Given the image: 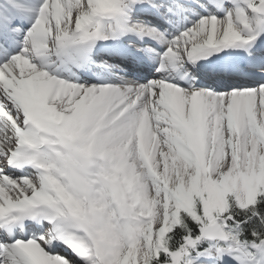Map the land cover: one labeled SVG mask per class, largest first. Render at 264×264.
<instances>
[{"label":"snow or ice","instance_id":"1","mask_svg":"<svg viewBox=\"0 0 264 264\" xmlns=\"http://www.w3.org/2000/svg\"><path fill=\"white\" fill-rule=\"evenodd\" d=\"M0 264H264V0H0Z\"/></svg>","mask_w":264,"mask_h":264}]
</instances>
